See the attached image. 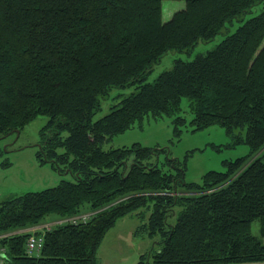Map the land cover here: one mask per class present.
Segmentation results:
<instances>
[{
  "label": "trees",
  "instance_id": "16d2710c",
  "mask_svg": "<svg viewBox=\"0 0 264 264\" xmlns=\"http://www.w3.org/2000/svg\"><path fill=\"white\" fill-rule=\"evenodd\" d=\"M163 1L0 0V137L47 115L39 158L72 176L0 201L6 264H97L127 213L144 217L154 241L137 264H264V0H184L167 21ZM218 36L146 80L166 53ZM107 98L110 111L95 119ZM183 112L194 129H244L254 157L195 182L178 158L160 161L166 148L105 147L149 117L185 123ZM86 212L46 230L39 255L26 252L31 232L7 234Z\"/></svg>",
  "mask_w": 264,
  "mask_h": 264
},
{
  "label": "rangeland",
  "instance_id": "374dc122",
  "mask_svg": "<svg viewBox=\"0 0 264 264\" xmlns=\"http://www.w3.org/2000/svg\"><path fill=\"white\" fill-rule=\"evenodd\" d=\"M185 5L184 0H164L163 20L167 21L175 11L185 8ZM259 10H261L260 6L256 12ZM220 39L221 37L218 36L214 41L201 43L191 53L172 51L166 53L154 66L146 80L154 82L160 73L173 67L175 59L179 57L193 59L198 53L213 48ZM122 91L128 93L129 89ZM116 92L118 90H114L113 94ZM111 102L112 98L102 102L95 119L110 111ZM183 102L187 103L186 100ZM182 115L186 118V122L182 124H176V114L146 118L142 124H135L112 136L105 147L140 143L149 147L166 148L167 152L160 154V161L165 160L168 154L172 158H178L180 163H185L186 180L195 182L201 181L203 175L210 170L226 171L229 163L238 158L248 161L254 157L255 152L251 145L245 140L238 139L240 135L245 136L244 129L228 131L226 127L218 123L194 129V125L191 124L193 115L190 112H183ZM47 121V115H38L26 124L19 135L0 137V201L29 191L55 186L62 179H72L68 171L61 174L50 162L42 163L39 158L41 131ZM92 213L86 212L68 218H49L38 225L19 228L7 234L29 231L42 236L46 230L58 223L87 219ZM143 223L144 217L140 214L127 213L119 217L102 239L97 252V264H137L139 260L147 256L154 241L141 230ZM257 224L258 221H255L256 234L258 233Z\"/></svg>",
  "mask_w": 264,
  "mask_h": 264
},
{
  "label": "built area",
  "instance_id": "2783aa9c",
  "mask_svg": "<svg viewBox=\"0 0 264 264\" xmlns=\"http://www.w3.org/2000/svg\"><path fill=\"white\" fill-rule=\"evenodd\" d=\"M86 221V218H84ZM76 222V219L73 220ZM44 245V234L41 235H36L35 233H32L27 241H26V252L30 255H39L42 251V247ZM3 251H5L4 248H2V251H0V264H6L3 261Z\"/></svg>",
  "mask_w": 264,
  "mask_h": 264
},
{
  "label": "water",
  "instance_id": "95a60500",
  "mask_svg": "<svg viewBox=\"0 0 264 264\" xmlns=\"http://www.w3.org/2000/svg\"><path fill=\"white\" fill-rule=\"evenodd\" d=\"M19 133H20V131L18 130V131H17V134L19 135Z\"/></svg>",
  "mask_w": 264,
  "mask_h": 264
}]
</instances>
